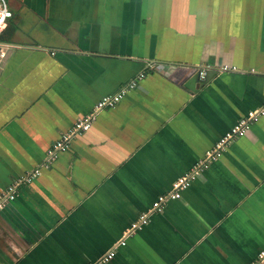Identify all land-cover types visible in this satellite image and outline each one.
Instances as JSON below:
<instances>
[{"label": "crops", "instance_id": "1", "mask_svg": "<svg viewBox=\"0 0 264 264\" xmlns=\"http://www.w3.org/2000/svg\"><path fill=\"white\" fill-rule=\"evenodd\" d=\"M6 2L0 194L22 181L0 210V264L95 262L264 105V0ZM139 72L46 163L63 132ZM180 193L104 264H264V116Z\"/></svg>", "mask_w": 264, "mask_h": 264}, {"label": "built area", "instance_id": "2", "mask_svg": "<svg viewBox=\"0 0 264 264\" xmlns=\"http://www.w3.org/2000/svg\"><path fill=\"white\" fill-rule=\"evenodd\" d=\"M11 17L12 11L9 8L6 0H0V32ZM4 55L5 52L3 50L0 51V58H2ZM233 68V66H229L226 64L220 67L221 70H228ZM195 71L199 79H207L206 67L199 66ZM144 75V72H139L131 77L126 83L117 88L114 92L100 97L96 102L92 112L79 117L74 122L71 128L63 132L60 137L48 147L46 151V163H50L51 161H53L60 151L69 149L71 139L77 134H80L90 128L92 120L99 110L115 106L129 90L137 85V83L144 77ZM262 116H264V105L249 110L245 116L240 118L219 138V140L211 149L205 152L203 157L199 158L189 170L184 172L173 182L172 189L170 191L159 195L157 199L152 203L151 207L147 211L143 212L137 220L131 223L129 228L126 230L124 237L120 241L115 243L105 254H103L98 260L92 262L91 264H104L111 260L115 255L117 245L125 244V238L128 235L132 234L136 229L147 223L149 214L161 211L162 206L167 199L179 198L181 196V190L185 189L191 184L192 180L196 177L201 169L207 167L209 163L218 159L229 142L244 135L250 129L251 125L257 122ZM37 173L38 170H35L29 177L25 179L29 180L30 178L36 176ZM21 181L22 179L12 182L7 186L5 192L0 194V210L2 209L6 201L12 200L16 197L17 186ZM263 258L264 248L259 252V259L262 260Z\"/></svg>", "mask_w": 264, "mask_h": 264}]
</instances>
